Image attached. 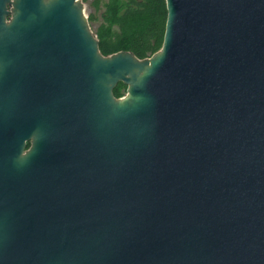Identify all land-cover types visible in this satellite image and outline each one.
Returning <instances> with one entry per match:
<instances>
[{"label": "water", "instance_id": "95a60500", "mask_svg": "<svg viewBox=\"0 0 264 264\" xmlns=\"http://www.w3.org/2000/svg\"><path fill=\"white\" fill-rule=\"evenodd\" d=\"M165 2L139 58L0 0V264H264V0Z\"/></svg>", "mask_w": 264, "mask_h": 264}, {"label": "trees", "instance_id": "16d2710c", "mask_svg": "<svg viewBox=\"0 0 264 264\" xmlns=\"http://www.w3.org/2000/svg\"><path fill=\"white\" fill-rule=\"evenodd\" d=\"M102 17L96 35L103 54L128 50L145 58L161 48L167 19L165 0H109ZM126 87L120 82L114 94L124 95Z\"/></svg>", "mask_w": 264, "mask_h": 264}, {"label": "rangeland", "instance_id": "374dc122", "mask_svg": "<svg viewBox=\"0 0 264 264\" xmlns=\"http://www.w3.org/2000/svg\"><path fill=\"white\" fill-rule=\"evenodd\" d=\"M84 3L85 13L88 16L90 25L95 35L102 22V15L109 0H82ZM126 2V0H123ZM97 36V35H96Z\"/></svg>", "mask_w": 264, "mask_h": 264}]
</instances>
